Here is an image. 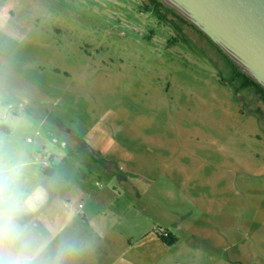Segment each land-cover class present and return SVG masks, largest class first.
Instances as JSON below:
<instances>
[{"label":"rangeland","instance_id":"obj_1","mask_svg":"<svg viewBox=\"0 0 264 264\" xmlns=\"http://www.w3.org/2000/svg\"><path fill=\"white\" fill-rule=\"evenodd\" d=\"M143 1L0 0L2 264H264V100Z\"/></svg>","mask_w":264,"mask_h":264},{"label":"water","instance_id":"obj_2","mask_svg":"<svg viewBox=\"0 0 264 264\" xmlns=\"http://www.w3.org/2000/svg\"><path fill=\"white\" fill-rule=\"evenodd\" d=\"M264 88V0H161Z\"/></svg>","mask_w":264,"mask_h":264},{"label":"trees","instance_id":"obj_3","mask_svg":"<svg viewBox=\"0 0 264 264\" xmlns=\"http://www.w3.org/2000/svg\"><path fill=\"white\" fill-rule=\"evenodd\" d=\"M144 5L151 9L152 12L156 13L160 21H166L173 27L174 32H176V36H180L184 39L187 38L183 25H188L192 27L197 33L202 35L204 38L208 40V42L219 52L221 60L225 63L228 70H231L233 77L238 80L239 89L241 91L253 89L258 94L259 97H262L264 100V88L254 81L250 76L244 73L234 61L226 55L218 45H216L205 33H203L200 29L196 28L192 23L188 22L181 15H179L175 10L163 4L161 0H144ZM158 235L165 243H171L173 241V237H165L161 232H157Z\"/></svg>","mask_w":264,"mask_h":264},{"label":"clouds","instance_id":"obj_4","mask_svg":"<svg viewBox=\"0 0 264 264\" xmlns=\"http://www.w3.org/2000/svg\"><path fill=\"white\" fill-rule=\"evenodd\" d=\"M18 175V166L13 165L7 169L0 168V197H2L4 192H8V200L12 201V195L9 188L11 182L14 181L15 177ZM10 217L9 222L6 225H0V230H7L8 232L12 231V227L10 224ZM2 264V261H0Z\"/></svg>","mask_w":264,"mask_h":264},{"label":"crops","instance_id":"obj_5","mask_svg":"<svg viewBox=\"0 0 264 264\" xmlns=\"http://www.w3.org/2000/svg\"><path fill=\"white\" fill-rule=\"evenodd\" d=\"M48 165V167H50V164L49 163H47ZM14 213V212H13ZM13 214H11V216H12ZM159 220L162 222V223H164V225H169V224H171V223H173V222H171V220L169 219V217L167 216V215H163L161 218H159ZM167 227H165L164 229H166ZM182 229V228H181ZM157 235H158V233H156ZM169 236H171V233H169ZM158 237L159 238H161L159 235H158ZM163 241V240H162ZM164 242V241H163Z\"/></svg>","mask_w":264,"mask_h":264},{"label":"built area","instance_id":"obj_6","mask_svg":"<svg viewBox=\"0 0 264 264\" xmlns=\"http://www.w3.org/2000/svg\"><path fill=\"white\" fill-rule=\"evenodd\" d=\"M162 234H163L165 237H169V232H168V231H164V232H162Z\"/></svg>","mask_w":264,"mask_h":264}]
</instances>
